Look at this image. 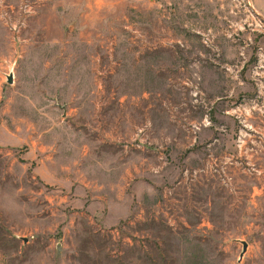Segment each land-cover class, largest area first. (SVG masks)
Returning a JSON list of instances; mask_svg holds the SVG:
<instances>
[{"label": "rangeland", "instance_id": "374dc122", "mask_svg": "<svg viewBox=\"0 0 264 264\" xmlns=\"http://www.w3.org/2000/svg\"><path fill=\"white\" fill-rule=\"evenodd\" d=\"M0 264H264V0H0Z\"/></svg>", "mask_w": 264, "mask_h": 264}, {"label": "water", "instance_id": "95a60500", "mask_svg": "<svg viewBox=\"0 0 264 264\" xmlns=\"http://www.w3.org/2000/svg\"><path fill=\"white\" fill-rule=\"evenodd\" d=\"M12 76L10 75V76H8V84H12ZM242 243V246H243V249H242V253L240 254V257H239V262L243 259V257H244V255H245V253H246V251H247V243H245V242H241Z\"/></svg>", "mask_w": 264, "mask_h": 264}]
</instances>
